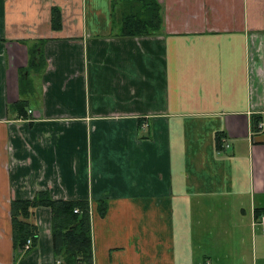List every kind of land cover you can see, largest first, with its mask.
I'll return each mask as SVG.
<instances>
[{"label":"crops","instance_id":"1","mask_svg":"<svg viewBox=\"0 0 264 264\" xmlns=\"http://www.w3.org/2000/svg\"><path fill=\"white\" fill-rule=\"evenodd\" d=\"M158 2L129 37L124 0H0V264H60L49 207L14 243L40 192L89 202L93 264H264V0Z\"/></svg>","mask_w":264,"mask_h":264},{"label":"trees","instance_id":"2","mask_svg":"<svg viewBox=\"0 0 264 264\" xmlns=\"http://www.w3.org/2000/svg\"><path fill=\"white\" fill-rule=\"evenodd\" d=\"M121 34L129 37L149 36L159 32L163 26L162 7L158 0H124ZM61 25V13L59 9H52V26L58 28ZM44 64V56L41 50L30 48V60L28 69L38 70V66ZM22 71L20 83L25 81V72ZM22 103H24L22 101ZM21 103V104H22ZM260 116L252 117L253 128L256 129ZM224 133L216 137L217 149L223 150ZM102 211L105 202H100ZM46 206L52 211V236L53 251L56 260L60 264H93L92 234L90 204L88 201L54 200L48 192H40L28 201H16L12 206V225L15 246L20 250L25 248L29 239L32 251L37 247L39 230L34 222L32 209ZM75 210H78L76 213ZM263 214L256 211L257 218Z\"/></svg>","mask_w":264,"mask_h":264},{"label":"built area","instance_id":"3","mask_svg":"<svg viewBox=\"0 0 264 264\" xmlns=\"http://www.w3.org/2000/svg\"><path fill=\"white\" fill-rule=\"evenodd\" d=\"M260 128H263L264 127V124L263 123H260L259 124ZM75 212L77 213L78 210H75ZM256 223L258 224V226L261 228V230L264 232V213L261 214L258 218H257V221ZM32 244V241L31 239H29L25 245V248L22 250L23 252H27L29 249H30V246Z\"/></svg>","mask_w":264,"mask_h":264},{"label":"rangeland","instance_id":"4","mask_svg":"<svg viewBox=\"0 0 264 264\" xmlns=\"http://www.w3.org/2000/svg\"><path fill=\"white\" fill-rule=\"evenodd\" d=\"M260 264H262V262H260Z\"/></svg>","mask_w":264,"mask_h":264}]
</instances>
